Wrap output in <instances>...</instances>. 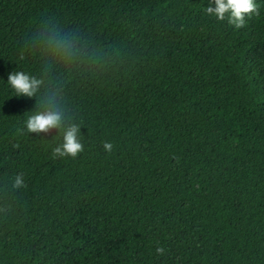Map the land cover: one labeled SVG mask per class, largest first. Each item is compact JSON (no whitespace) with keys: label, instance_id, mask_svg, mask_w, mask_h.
Instances as JSON below:
<instances>
[{"label":"trees","instance_id":"trees-1","mask_svg":"<svg viewBox=\"0 0 264 264\" xmlns=\"http://www.w3.org/2000/svg\"><path fill=\"white\" fill-rule=\"evenodd\" d=\"M256 3L236 28L209 0H0V264H264ZM53 94L82 127L75 159L27 132Z\"/></svg>","mask_w":264,"mask_h":264},{"label":"clouds","instance_id":"clouds-1","mask_svg":"<svg viewBox=\"0 0 264 264\" xmlns=\"http://www.w3.org/2000/svg\"><path fill=\"white\" fill-rule=\"evenodd\" d=\"M206 12L220 21L227 18L229 24L236 28H243L246 16L259 15V6L256 0H209ZM61 48H64L62 43L57 45V50ZM64 51L67 53L66 48ZM8 84L15 91L16 96L36 98L43 81L24 71H15L9 74ZM29 113L31 114L26 120L28 133H35L37 136L42 133L53 135L55 131L58 134L53 135L52 140L62 139V142L57 143L53 149V158L71 157L75 159L84 151L81 125L66 115L55 94L46 100H38L35 110ZM103 147L107 152L113 150V144L109 142H105ZM13 187L16 189L26 187L22 174L15 177ZM156 251L163 255L165 250L158 247Z\"/></svg>","mask_w":264,"mask_h":264},{"label":"rangeland","instance_id":"rangeland-1","mask_svg":"<svg viewBox=\"0 0 264 264\" xmlns=\"http://www.w3.org/2000/svg\"><path fill=\"white\" fill-rule=\"evenodd\" d=\"M264 54V47L257 50V55L261 56Z\"/></svg>","mask_w":264,"mask_h":264}]
</instances>
